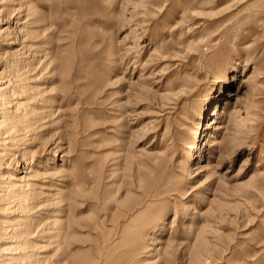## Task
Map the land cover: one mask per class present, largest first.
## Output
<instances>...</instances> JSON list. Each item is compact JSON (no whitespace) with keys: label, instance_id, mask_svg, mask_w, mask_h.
Returning a JSON list of instances; mask_svg holds the SVG:
<instances>
[{"label":"rangeland","instance_id":"obj_1","mask_svg":"<svg viewBox=\"0 0 264 264\" xmlns=\"http://www.w3.org/2000/svg\"><path fill=\"white\" fill-rule=\"evenodd\" d=\"M11 2L44 264H264V0Z\"/></svg>","mask_w":264,"mask_h":264},{"label":"bare ground","instance_id":"obj_2","mask_svg":"<svg viewBox=\"0 0 264 264\" xmlns=\"http://www.w3.org/2000/svg\"><path fill=\"white\" fill-rule=\"evenodd\" d=\"M0 2V23H3L6 17L9 19L14 17V10L12 9L11 0H0ZM2 38L3 35L0 34V48L2 47ZM22 70V65L17 66L12 75L18 74V77ZM15 85L13 84L11 90H8V88L2 89L0 84V210L2 211L0 231L3 232V246H1L0 254L4 258L3 264H44L48 260L46 249L49 243L46 244V242L50 240L51 235L48 236L45 231L47 229L46 221L49 220V215L46 214L47 212H40L39 210L42 209L43 203L49 202V199L47 197L46 200H40L39 197L41 196L37 194L35 182L32 183V180H29L30 176L25 178L10 174L11 165L13 164L14 168H16L20 164L19 158H15L16 153L20 151L17 150L20 146L18 141L21 139L19 138L25 133L24 138H27L29 136L28 134H30L32 138L37 139L38 133L35 130L39 123L37 118L33 117L35 110L32 112L30 110V112L23 114L24 111L28 110L26 106L24 105L23 108H18L19 104L16 99L19 92L15 89ZM10 99H13V101H8ZM47 100H43L44 103ZM213 127L216 129L215 131H221L223 129L222 125L217 124V122L214 123ZM209 139L212 144L211 147L217 143V139L214 138V132L210 133ZM24 144L27 145L26 143ZM29 147L26 146L21 151V157L29 155ZM12 159L14 160L13 163ZM66 200L67 196L60 197L59 206ZM63 210V207H60L57 211L61 214ZM56 226L53 225L55 228ZM57 228V242L58 246H60L63 243L64 229L63 225H59ZM40 232L46 233L42 235ZM40 240L44 241L46 245L39 247Z\"/></svg>","mask_w":264,"mask_h":264}]
</instances>
